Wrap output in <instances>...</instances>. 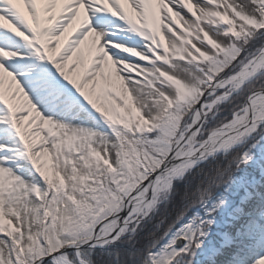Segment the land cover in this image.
<instances>
[{
	"label": "snow or ice",
	"instance_id": "obj_1",
	"mask_svg": "<svg viewBox=\"0 0 264 264\" xmlns=\"http://www.w3.org/2000/svg\"><path fill=\"white\" fill-rule=\"evenodd\" d=\"M0 264H264V0H0Z\"/></svg>",
	"mask_w": 264,
	"mask_h": 264
}]
</instances>
